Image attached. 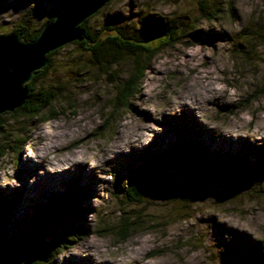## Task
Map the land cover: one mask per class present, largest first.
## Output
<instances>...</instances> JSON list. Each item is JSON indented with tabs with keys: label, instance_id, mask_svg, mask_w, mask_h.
Segmentation results:
<instances>
[{
	"label": "rangeland",
	"instance_id": "374dc122",
	"mask_svg": "<svg viewBox=\"0 0 264 264\" xmlns=\"http://www.w3.org/2000/svg\"><path fill=\"white\" fill-rule=\"evenodd\" d=\"M81 1L3 0L0 35L21 27L29 34L38 31ZM201 6L219 8L218 15L200 20L198 0H113L87 18L90 32L103 22L124 32L140 21L161 29L173 20L176 41L156 53L134 94L116 109L110 77L90 67L74 74L89 64L78 44L51 54L53 65L39 83L63 90L53 102L58 117L47 123L24 118L8 126V134L22 127L25 132L17 143L8 140L11 148L0 158V208L6 205L0 211V264H12V250L29 257L41 246V232L56 231L59 224L70 227L71 237L76 225L88 233L73 236V245L64 243L50 264L253 259L251 247L264 241V38L257 35L264 33V0H205ZM128 69L118 68L112 78L121 80ZM207 82L219 90L216 95L205 97ZM171 148L179 155L169 159L164 152ZM148 152L160 154L162 184H151L136 203L125 195L126 180ZM71 154L86 160L85 174L84 166L75 165L59 179L45 177L52 164ZM225 155L246 161L253 173L225 165ZM69 196H76L77 209L53 222L50 206ZM132 213L145 223L118 241L120 218Z\"/></svg>",
	"mask_w": 264,
	"mask_h": 264
},
{
	"label": "trees",
	"instance_id": "16d2710c",
	"mask_svg": "<svg viewBox=\"0 0 264 264\" xmlns=\"http://www.w3.org/2000/svg\"><path fill=\"white\" fill-rule=\"evenodd\" d=\"M113 0H107L106 5L110 4ZM205 1V0H204ZM200 6L199 15L200 20H210L218 15V9L210 6L202 7L203 1H198ZM61 9V11H63ZM95 14V13H94ZM91 17V16H90ZM55 16L48 19L38 31H33L25 33V29H16L10 34L19 35L24 41L34 40L43 26L52 22ZM84 20L83 23L79 25L87 38V41L75 42L78 44L82 51L87 55L86 63L82 67V70L75 72L76 76L82 74L87 67L97 68L103 75L110 77L109 85L114 89V107L117 108L119 103L123 104L128 96H132L136 87L139 86L147 66L156 53L165 46L172 44L174 40V31H173V20H170L169 24L166 27L158 28L157 26L152 28L150 23H144L142 21L138 22V27L131 29V31H122L121 28H116L115 24L109 25L105 22L102 23V26L95 28V32L89 31ZM104 21V20H103ZM198 20L195 21L196 24ZM142 25L144 27L142 28ZM145 29V30H143ZM190 30L195 29V26H190ZM138 31L142 35H136ZM183 31V30H182ZM3 34V35H10ZM0 35V36H3ZM258 36L264 38V33L258 32ZM153 43V44H152ZM50 52L46 55L48 60L47 65L43 70H39L34 73L32 79L25 84L26 94L25 101L22 106L15 109L10 113L0 114V139L4 140L3 144H0V158L4 156L5 152L11 148L8 140L11 141V137L16 141L22 139V134L25 132L24 127L16 128L15 133H9L8 126L14 125V123H19L22 119L31 122L34 119H39L41 123H47L51 120H55L58 117V113L54 112L53 102L59 95L63 93V90L59 87L50 88L43 85L42 81L45 79V73L48 68L53 65L51 62ZM129 66V72L121 78V80L113 79V72L120 67ZM68 107H72L71 104H68ZM7 115V116H6ZM13 134V135H12ZM7 137H3V136ZM27 141L23 140V144ZM14 149V147L12 148ZM164 155L169 159H172L179 155L176 148H171L164 152ZM160 161V154L157 153H145L141 159V165L133 170H131L130 177L126 180L125 185V195L127 199L135 201L136 203L141 202L142 196L145 194V191L152 184L156 186L162 184V168ZM225 165L231 166L240 174L250 175L253 173V168L250 165L246 164V161L240 160L239 158H232L231 156L225 155L223 161ZM70 192L67 193V195ZM57 205L50 206L51 214L50 218H53L54 221L66 220L65 214L72 212L76 208V196H69V198H57L55 200ZM65 203V204H64ZM6 205H2L0 211L5 209ZM75 208V209H74ZM1 213V212H0ZM82 214L77 213V218ZM4 219V215L0 214V222ZM145 223L140 215H130L129 217H121L120 224L114 231V235L118 241H126L139 226ZM60 227H57L56 231H42L43 240L41 246L29 257L17 255L18 252L11 251L10 258H12V264H50L53 261L54 257H57L61 254L60 249L63 247L64 243L73 245L74 242L73 236L75 238L83 236L88 233L87 228L82 225H76L77 232L73 236H69L66 232H71L70 227L63 224H59ZM109 228H104L103 231H108ZM61 232H64L62 235ZM73 243V244H72ZM255 245L251 247V254L253 259L247 260L248 263L241 264H261L264 261V241L254 243ZM237 264V263H236ZM264 264V262H263Z\"/></svg>",
	"mask_w": 264,
	"mask_h": 264
},
{
	"label": "water",
	"instance_id": "95a60500",
	"mask_svg": "<svg viewBox=\"0 0 264 264\" xmlns=\"http://www.w3.org/2000/svg\"><path fill=\"white\" fill-rule=\"evenodd\" d=\"M106 1L82 0L68 5L52 22L44 25L32 41L22 40L21 34L0 36V114L12 112L23 105L25 84L35 72L45 68L47 54L70 42L87 41L79 25Z\"/></svg>",
	"mask_w": 264,
	"mask_h": 264
},
{
	"label": "bare ground",
	"instance_id": "6f19581e",
	"mask_svg": "<svg viewBox=\"0 0 264 264\" xmlns=\"http://www.w3.org/2000/svg\"><path fill=\"white\" fill-rule=\"evenodd\" d=\"M203 90V93H204V95H205V97H208V96H210V97H212L214 94L216 95L217 94V92H219V90H217L210 82H207L206 84H205V86H204V88L202 89ZM223 92H224V94H226L227 92L223 89L222 90ZM227 95V94H226ZM177 100V99H176ZM168 103H169V105L170 106H179V107H181V109H184V111H187L188 113H189V115H196V113L194 114L190 109H188V107L186 106V105H184L183 103H180V102H175V100H169L168 101ZM197 108V107H196ZM176 110V109H175ZM175 110H174V112H175ZM177 110H179V109H177ZM188 110H190L191 112H192V114H190V112L188 111ZM173 114V113H172ZM135 123V122H134ZM145 123H140V122H137L135 125L136 126H140V125H144ZM146 124H148V123H146ZM149 128V127H148ZM148 130H150V129H148ZM147 132V131H146ZM151 132V131H150ZM148 134V133H147ZM146 136V135H145ZM148 138V137H147ZM234 139V138H233ZM139 141H141V138H139V139H137V141L135 142V143H137V142H139ZM108 148L109 147H107V148H105L104 150H105V152H106V154L107 153H110L109 151H108ZM119 151V150H118ZM104 152V151H103ZM75 154H71L69 157H67V158H65V159H62L61 158V160H58V162L57 163H59V165L58 166H56L55 164H52V166H51V168H52V170L50 171V172H46V176L45 177H49L51 180H55V179H59V177H62V176H66V175H68L69 173H71L73 170H74V167H75V165H80V166H84L83 168H82V174H85L86 173V171H85V167H86V160L84 161V160H82V161H78V160H75V158L73 159L72 157L74 156ZM102 155H104L103 153H102ZM76 157V156H75ZM104 157V156H103ZM107 157V156H106ZM80 160H81V158H80ZM65 162V164H63ZM24 164H25V162H23ZM35 170V169H34ZM56 174V175H55ZM53 175H55V176H53ZM53 176V177H52ZM38 180V179H37ZM43 181V180H42ZM45 181H47V180H45ZM53 182V181H52ZM51 182V183H52ZM73 260V261H72ZM72 260H70V262L72 263H74V259H72ZM75 264V263H74Z\"/></svg>",
	"mask_w": 264,
	"mask_h": 264
}]
</instances>
